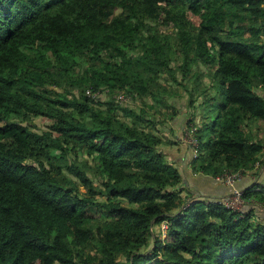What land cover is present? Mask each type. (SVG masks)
I'll return each mask as SVG.
<instances>
[{
  "label": "trees",
  "instance_id": "16d2710c",
  "mask_svg": "<svg viewBox=\"0 0 264 264\" xmlns=\"http://www.w3.org/2000/svg\"><path fill=\"white\" fill-rule=\"evenodd\" d=\"M263 165L264 0H0V264H264Z\"/></svg>",
  "mask_w": 264,
  "mask_h": 264
},
{
  "label": "crops",
  "instance_id": "0c3cea01",
  "mask_svg": "<svg viewBox=\"0 0 264 264\" xmlns=\"http://www.w3.org/2000/svg\"><path fill=\"white\" fill-rule=\"evenodd\" d=\"M167 152L170 153L172 160L176 163L179 168L185 171H191L189 161L193 153L185 142L181 143L180 148L175 146L167 150ZM263 169L264 167L261 170ZM189 176L191 177V189L194 198L202 197L205 200L214 201L228 197L234 190L233 187L229 185H224L223 183L217 182L215 179L212 178L203 177L194 173H189ZM257 179L258 178H255L253 175H251V178H246L242 180V183L245 185H250L252 184V182L257 181Z\"/></svg>",
  "mask_w": 264,
  "mask_h": 264
},
{
  "label": "built area",
  "instance_id": "2783aa9c",
  "mask_svg": "<svg viewBox=\"0 0 264 264\" xmlns=\"http://www.w3.org/2000/svg\"><path fill=\"white\" fill-rule=\"evenodd\" d=\"M106 93H107V90L102 91V92L101 91H88L87 92L88 96H90L93 99L94 98L97 99L99 97L100 98L105 97ZM113 98L115 99L116 102H118L121 105L131 102V97L129 95L125 94L124 92L117 93V94L113 95ZM197 132H198V127H196L195 125H189L186 127V129L184 130V133H183V140L186 143V145L191 149L194 156L197 154L198 146H199V143L197 140ZM185 137H186V140H185ZM256 166L258 167L259 164L257 163ZM243 178H244V175L240 172L231 173L229 171H226L221 176L216 177L215 180L217 182L223 183L224 185L231 186V185L238 183ZM242 192H243V189H234L228 197L223 198V199H219L216 201L218 203H223L227 207L234 209L233 207H231L232 202H238V201L244 202V200L241 197ZM162 227L164 230H166L167 224H163Z\"/></svg>",
  "mask_w": 264,
  "mask_h": 264
},
{
  "label": "rangeland",
  "instance_id": "374dc122",
  "mask_svg": "<svg viewBox=\"0 0 264 264\" xmlns=\"http://www.w3.org/2000/svg\"><path fill=\"white\" fill-rule=\"evenodd\" d=\"M174 102L176 103L177 106H181V105H185L184 103L186 102L185 99L181 100V101H177V99L174 100ZM136 103L139 102H135L132 101L129 103L131 104L130 106L136 108ZM162 111H170V109H167L166 107H162L161 109ZM34 123L37 125V127H42L44 128V126L41 123L40 118H35L34 119ZM168 126H161L159 125L158 127H160V129L162 130V133H168V136H171L173 139L175 138L178 142L180 143H184L183 140V133L184 130L186 129V125H189L186 123L185 119H181V118H177L176 120L169 122ZM186 140V137H185ZM264 167V165L261 167V169ZM261 172H263L264 174V169L261 170ZM253 175V174H251ZM251 175H248L245 177L246 178H251ZM253 178V177H252ZM94 183L97 184V180L96 178H94ZM231 187H233V189H240L237 184L231 185ZM208 201H213V200H208ZM215 201V200H214ZM249 204L245 203V202H232L231 203V207H233L235 210H239V211H243V212H247L248 209L250 208V206H248ZM257 209V213H256V218L259 219L262 223H264V207L260 206V205H254ZM163 226V225H162ZM163 229V227H162ZM164 229H163V233H164ZM162 237H164V234L162 235Z\"/></svg>",
  "mask_w": 264,
  "mask_h": 264
}]
</instances>
